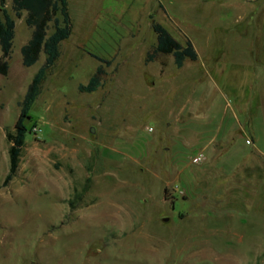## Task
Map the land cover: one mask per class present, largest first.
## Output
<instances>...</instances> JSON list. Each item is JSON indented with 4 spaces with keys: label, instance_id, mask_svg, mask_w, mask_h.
<instances>
[{
    "label": "rangeland",
    "instance_id": "obj_1",
    "mask_svg": "<svg viewBox=\"0 0 264 264\" xmlns=\"http://www.w3.org/2000/svg\"><path fill=\"white\" fill-rule=\"evenodd\" d=\"M68 6L72 33L4 186L7 133L46 60L23 64L33 27L5 0L16 27L0 73V264H264V0ZM154 23L197 60L147 62ZM100 66V87L80 91Z\"/></svg>",
    "mask_w": 264,
    "mask_h": 264
},
{
    "label": "trees",
    "instance_id": "obj_2",
    "mask_svg": "<svg viewBox=\"0 0 264 264\" xmlns=\"http://www.w3.org/2000/svg\"><path fill=\"white\" fill-rule=\"evenodd\" d=\"M13 7L17 16H20L24 10L27 11L26 22L30 27H33L32 37L22 47L23 64L25 66L33 65L42 52L46 54V60L34 75L27 89L22 102L21 112L15 125V132L7 133V137L11 142L9 149L10 167L3 182L4 186L9 184L18 171L28 132L26 120L31 117L30 110L42 91V83L48 70L61 55V42L70 37L72 33V20L68 0H13ZM52 21L54 23V31L48 35L49 25ZM15 27L16 21L5 7V0H0V44L2 48L0 73L3 74H7L9 69L8 58L15 37ZM153 29L157 33V43L148 52L146 56L147 62L153 61L160 53L173 54L175 64L179 68L185 64L187 59L197 60L198 52L191 40H187L183 44L161 23H154ZM98 58L106 64L111 62L101 57ZM103 73L104 68L100 66L87 84H80V91H96L102 84ZM71 206H75L74 201H71Z\"/></svg>",
    "mask_w": 264,
    "mask_h": 264
},
{
    "label": "water",
    "instance_id": "obj_3",
    "mask_svg": "<svg viewBox=\"0 0 264 264\" xmlns=\"http://www.w3.org/2000/svg\"><path fill=\"white\" fill-rule=\"evenodd\" d=\"M93 130H94V129H93ZM93 130H92V131H93Z\"/></svg>",
    "mask_w": 264,
    "mask_h": 264
},
{
    "label": "built area",
    "instance_id": "obj_4",
    "mask_svg": "<svg viewBox=\"0 0 264 264\" xmlns=\"http://www.w3.org/2000/svg\"><path fill=\"white\" fill-rule=\"evenodd\" d=\"M197 160V159H196Z\"/></svg>",
    "mask_w": 264,
    "mask_h": 264
}]
</instances>
